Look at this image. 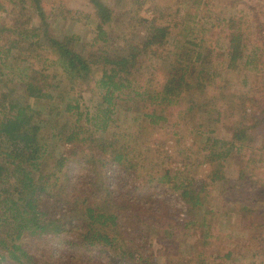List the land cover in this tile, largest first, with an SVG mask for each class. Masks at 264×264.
I'll return each mask as SVG.
<instances>
[{
  "label": "trees",
  "instance_id": "trees-1",
  "mask_svg": "<svg viewBox=\"0 0 264 264\" xmlns=\"http://www.w3.org/2000/svg\"><path fill=\"white\" fill-rule=\"evenodd\" d=\"M114 1L89 0L96 28L83 53L76 34L48 32L49 14L67 7L62 0H0V264H165L155 252L183 258L176 230L197 236L184 264H225L234 250L221 255L214 245L209 182L242 200L236 212L264 245L255 206L264 182L253 154L264 158V89L232 81L260 70L251 22L227 20V65L218 70L207 38L168 48L170 26L140 17L147 0ZM138 21L148 24L139 43L130 33ZM113 31L123 51L110 47ZM83 87L98 98L93 109ZM131 113L134 123L123 126L121 115ZM223 129L229 138L215 135ZM232 156L236 178L225 171ZM143 177L178 192L185 217Z\"/></svg>",
  "mask_w": 264,
  "mask_h": 264
},
{
  "label": "rangeland",
  "instance_id": "rangeland-1",
  "mask_svg": "<svg viewBox=\"0 0 264 264\" xmlns=\"http://www.w3.org/2000/svg\"><path fill=\"white\" fill-rule=\"evenodd\" d=\"M106 1L110 4L115 2L114 0ZM62 2L67 6L63 8V11L58 12L57 9H54L49 14L48 32L51 36L57 38H62L66 34H76L79 36L77 47L85 53L96 28V19L91 16L92 5L89 0H62ZM139 13L144 20L156 18L158 23L170 26V33L166 40L168 48L176 47L178 49V46L184 43L185 38H207L209 40L208 44L213 46L212 69L217 68L218 70L226 69L227 65L229 44L227 20L234 15H243L252 24L251 38L253 43L260 47V70L248 71L246 81H243L244 75H233V87L245 90L255 85L261 90L264 89V0H147L143 6H140ZM26 14L33 18V25H39V18L33 8L28 7ZM120 16L122 26L130 23L128 13L122 12ZM147 26V22L143 21H138V23L132 25L130 33L135 42H142L147 34ZM113 33L112 40L109 42L110 47L119 52L123 51L125 42L118 37V31H113ZM41 39L45 44L49 43L48 36L44 33L41 35ZM63 78L65 84L69 85L68 79L65 76ZM81 92L84 96L83 104L93 109L98 98L92 96L85 87ZM135 116V113H131L129 116L121 115V123H123V126H132ZM215 135L223 138L230 137V133L226 129L220 130ZM253 154L259 158L256 165L261 181L264 182V158L258 150H254ZM206 168L209 170L211 167L208 165ZM225 171L228 177H237L236 157L232 156L227 159ZM199 176L206 179L204 173ZM143 178L140 180L141 183L150 184L146 177ZM149 187L152 188L153 192H156V197L168 203L172 211L178 213L179 220L185 217L186 204L178 192L172 191L166 184H159L155 187L154 183H151ZM208 190L210 194L209 208L216 212L212 232L219 235V238L213 240L214 245L220 249L221 255L229 249L234 250L232 257L225 260V264H264L263 243L259 239H251L253 234L252 225L249 222H242L240 215L236 212L242 200L222 193L221 182H209ZM255 206L259 207L261 215L258 222L262 221L264 223V198L255 203ZM260 233L264 235V227ZM171 237L173 238L172 244L176 248L185 249L183 258L174 260V255L167 254L159 258L155 252L156 256L154 254L153 259H159L165 264H184L185 259L188 256L191 257L189 246L193 244L197 236L192 234L182 235L179 230H176ZM152 244L155 251L160 246L156 240H153ZM209 256L212 257L209 254L205 257L210 258ZM3 264L13 263L4 262ZM201 264L205 263L202 262Z\"/></svg>",
  "mask_w": 264,
  "mask_h": 264
}]
</instances>
